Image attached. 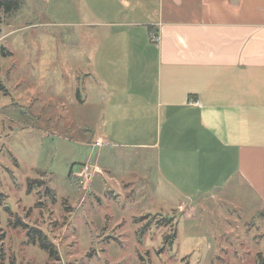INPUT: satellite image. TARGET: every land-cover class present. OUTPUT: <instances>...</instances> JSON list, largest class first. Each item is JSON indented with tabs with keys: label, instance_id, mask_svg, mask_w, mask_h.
Wrapping results in <instances>:
<instances>
[{
	"label": "rangeland",
	"instance_id": "obj_1",
	"mask_svg": "<svg viewBox=\"0 0 264 264\" xmlns=\"http://www.w3.org/2000/svg\"><path fill=\"white\" fill-rule=\"evenodd\" d=\"M37 12L24 0L0 15V264H260L264 216L249 192L178 199L158 190L152 156L101 153L85 33ZM98 156L112 179H95ZM124 175L134 192L113 183ZM189 200L194 219L178 210ZM38 232L59 261L32 241Z\"/></svg>",
	"mask_w": 264,
	"mask_h": 264
},
{
	"label": "crops",
	"instance_id": "obj_2",
	"mask_svg": "<svg viewBox=\"0 0 264 264\" xmlns=\"http://www.w3.org/2000/svg\"><path fill=\"white\" fill-rule=\"evenodd\" d=\"M30 1L85 33L101 153L152 156L158 190L178 199L247 191L264 216V0ZM101 159L95 179H112ZM125 177L113 183L134 192ZM178 210L197 214L192 200Z\"/></svg>",
	"mask_w": 264,
	"mask_h": 264
},
{
	"label": "trees",
	"instance_id": "obj_3",
	"mask_svg": "<svg viewBox=\"0 0 264 264\" xmlns=\"http://www.w3.org/2000/svg\"><path fill=\"white\" fill-rule=\"evenodd\" d=\"M24 5V0H0V15L11 16L17 12H19ZM4 90V87L2 83L0 82V91ZM49 191V190H48ZM34 233H37V230L34 231ZM40 237L32 236L35 242V239L38 240L39 246L44 250L47 251L52 259H55L59 261L58 253L55 249V247L49 243V241L44 237L40 232H38ZM260 264H264V259H260Z\"/></svg>",
	"mask_w": 264,
	"mask_h": 264
},
{
	"label": "built area",
	"instance_id": "obj_4",
	"mask_svg": "<svg viewBox=\"0 0 264 264\" xmlns=\"http://www.w3.org/2000/svg\"><path fill=\"white\" fill-rule=\"evenodd\" d=\"M153 41L157 42L158 41V38L157 37H153ZM100 145L99 143L97 144V146Z\"/></svg>",
	"mask_w": 264,
	"mask_h": 264
}]
</instances>
